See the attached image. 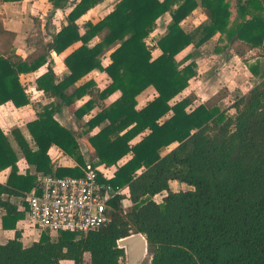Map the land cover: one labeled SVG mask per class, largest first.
Instances as JSON below:
<instances>
[{
  "label": "trees",
  "instance_id": "trees-1",
  "mask_svg": "<svg viewBox=\"0 0 264 264\" xmlns=\"http://www.w3.org/2000/svg\"><path fill=\"white\" fill-rule=\"evenodd\" d=\"M48 1L54 9L71 7L68 24L31 60L0 54V104L28 105L20 75L46 64L50 51L62 54L80 45L66 56L69 74L60 82L52 70L37 80L39 89L55 99L28 123L37 149L15 129L17 151L0 126V172L11 169L7 182H0L3 227L16 229L27 216V203L19 209L10 199L37 193L40 176H83L87 162L79 138L93 150L94 168H116L110 178L99 172V181L116 189L128 187L129 197L110 199L109 220L85 235L44 231L39 241L24 246L16 230L14 238L0 245V264H83L85 254L90 264H120L126 253L118 247L119 240L137 233L147 238L149 264H264V68L260 63L248 66L260 82L229 108L201 104L189 111L193 95L171 103L198 75V48L217 34L216 52L235 45L264 47V0H201L209 22L191 32L182 22L199 6L196 0H119L103 19L88 21L83 28L77 21L105 0ZM166 13L172 19L157 41L162 53L153 59L147 38ZM96 36L100 41L90 47ZM190 46L194 51L178 59ZM108 53L111 63L104 66ZM94 69L111 78L97 97L104 100L116 91L121 96L76 133L55 115L86 93L93 94L92 81L70 88ZM150 87L157 96L138 110V96ZM95 101L74 110L77 119L90 114ZM105 121L106 126L86 137ZM174 143L176 147L161 153ZM54 145L77 166L54 169L49 156ZM20 156L39 174H19ZM173 181L190 189L174 191ZM164 193L162 202L154 199ZM127 197L132 206L124 212Z\"/></svg>",
  "mask_w": 264,
  "mask_h": 264
},
{
  "label": "crops",
  "instance_id": "crops-1",
  "mask_svg": "<svg viewBox=\"0 0 264 264\" xmlns=\"http://www.w3.org/2000/svg\"><path fill=\"white\" fill-rule=\"evenodd\" d=\"M118 1L119 0H105L104 2L90 9L85 15H83L77 21V23L81 28H83L84 24L88 21L94 23L100 21L114 9V6ZM196 1L198 2L199 6L197 7V9H195V11L191 15H189L182 22V26L184 30L187 32H191L195 30V28H197L198 26L209 22V17L207 16V13L202 9L201 0H196ZM70 11H71V7H68L65 10L54 9L52 4L48 0H21V1H12V2L0 0V19L3 25L2 27H0V54L4 56L16 54L17 56L21 57L24 60L33 59L38 53L43 52L44 46L42 47V44L46 45L47 41L48 43L51 42L53 36L56 35L62 27L68 24L67 16ZM49 15L51 16V18H53V23L55 25L61 22L62 26L59 29H57L55 32L52 31L53 34L52 36L49 37V39L43 37L44 41H42L41 38H37V36H39L41 32L44 36H46L48 26L50 25L49 22L48 23L46 22L47 16ZM59 18L60 19L63 18L62 21L60 20L58 21ZM171 19L172 17L170 13H166L161 18H159L156 23V26L154 27L153 31L150 33V35L147 38V43L150 46H153V50H152L153 59L157 58L162 53L159 47L157 46V41L161 36H163L166 33L168 25L171 22ZM82 33H84V29H82ZM219 36L220 35L217 34L206 44L198 48V51L200 52V55L196 58V62L198 66L197 67L198 75L190 81L189 87L180 96H178L176 99L171 101V103H174L175 101L181 99L182 97H185L186 95L194 94L193 95L195 98L194 102L188 108V110L190 111L201 104H206L207 101H209L213 96L219 93V90L220 88H222V86L228 87L227 89L230 93H233L234 91L239 89V84H238L239 73L234 70L233 71L230 70L228 74L221 75L222 79L228 81L226 84L223 83L221 85L212 86V81H209L210 77L204 79V77L207 76V70L205 69L206 63L204 62L202 63L203 61L202 48L205 47L209 49V47L212 46L213 48L210 51L213 53L215 57H221L223 59V63L227 65L226 67H229L232 65V63L236 62L235 58L238 57V55H236L233 52V47L228 48L221 52L215 51L216 43L218 41ZM99 41H100L99 36L94 37L89 43L90 47L94 46ZM79 45L80 43L74 44L72 47H70L67 51L63 52L62 54H58L55 51H50L47 56L46 64L38 68L36 71L30 73H24L20 75L21 83L24 86L25 93L30 100V103L28 105L18 108L11 101L5 104H0V126L5 132V134L10 136L13 143V147L17 151L19 150V148L12 135L13 130L19 129L25 140L29 143L30 147L33 150H36L37 147L28 129V123L37 119V113L41 111L43 107L52 105L55 102V99L53 97H50L43 90L39 89L37 80L45 73H47L49 70H52L56 75L57 78L56 82H60L65 76L69 74V69L65 64L66 56L69 55L74 49L79 47ZM255 49H260V48H255ZM193 51H194L193 46L188 47L185 51H183L178 55V59L185 57L188 53H191ZM109 55L110 53L106 54L105 57L103 58L104 66H107L111 63V59ZM254 63L255 62L251 63V61L248 60L245 62L241 61L240 64L243 66V69L249 70L248 66ZM236 68H238V66ZM89 81H92L94 84L91 89L93 94L86 93L82 98L78 99L75 102L73 107H63L61 111L57 112L55 115V119L62 126L68 127L71 130H73L68 125V122H70L68 113L69 110H71L72 116L76 121V125H78V129L73 130L76 133H81L85 129L84 123H86L88 119H90L97 113L101 112L104 107L111 105L121 96V92L116 91L115 93H113L111 96H109L104 100L97 97L96 94L98 92H102L111 83V78L105 72H102L99 69H94L93 71H91L83 79H81L74 86H72V88H70V91H72L74 87H79ZM206 88L209 89L214 88L215 90L213 92L212 90L211 92H209L208 90H206ZM156 96H157V92L153 87H150L147 90H145L137 98L138 99L137 109L138 110L142 109L144 106L147 105L148 102L153 100ZM92 98L96 100L94 109L91 111L90 114L86 115L82 120L77 119V117L74 114V110L82 107ZM107 124L108 121H105L100 126L96 127L90 134H86V137L96 134L99 130H101V128H103ZM147 133L148 131L137 137L134 140V143L140 141L142 137ZM78 140L81 150H82V144H85L88 148L90 155L93 158L91 162L96 163V159H94L93 150L89 148V146L85 141H83L80 138ZM176 146L177 143H174L170 147H166L163 149H168L167 152H169L171 149H173ZM49 156L52 160V163L54 164V169L60 167L73 168L77 166V162L73 158L69 157L68 155H65L63 151L55 145L52 146L51 149L49 150ZM85 160L87 162V165H89L86 157ZM18 168H19V174L21 175H26L27 173H29L33 176H36L39 174L36 171L35 166L29 165L25 160V158H23L22 156H20L18 162ZM95 168L104 171L109 178L113 175L114 170L116 169L115 167L106 168L104 165L96 166ZM10 171L11 169H6L0 172L1 183L7 182L8 177L10 175ZM171 188H172V182H171ZM126 189L127 191H129L128 188H125V190ZM24 199H25V195L11 197L10 200L14 204H16L19 207V209H21L24 206V202H25ZM29 223H30L29 219L26 216L23 220L17 222L16 229H5L3 227V220L1 214L0 215V245L7 243L8 240L14 238L16 230L21 231L22 234L21 241L24 246H30L34 242L39 241L44 231L41 229V231L38 232L36 230H33V228H28Z\"/></svg>",
  "mask_w": 264,
  "mask_h": 264
},
{
  "label": "built area",
  "instance_id": "built-area-1",
  "mask_svg": "<svg viewBox=\"0 0 264 264\" xmlns=\"http://www.w3.org/2000/svg\"><path fill=\"white\" fill-rule=\"evenodd\" d=\"M99 172L109 178L104 171L90 165L81 177L40 176L38 192L24 199L29 222L57 235L61 232L85 235L103 226L109 220V200L117 195L128 196L129 191L125 192L128 187L116 189L102 184ZM120 264H127L126 258Z\"/></svg>",
  "mask_w": 264,
  "mask_h": 264
},
{
  "label": "rangeland",
  "instance_id": "rangeland-1",
  "mask_svg": "<svg viewBox=\"0 0 264 264\" xmlns=\"http://www.w3.org/2000/svg\"><path fill=\"white\" fill-rule=\"evenodd\" d=\"M63 18H59L58 21H62ZM46 22H49V26L47 29V34L46 36H44L41 32V34H39V36H37V38H41L42 41H44L43 37H46V39H49L50 36H52V31L55 32L57 29H59L62 24L61 22L57 25H55L53 23V18H51V16H47V20ZM187 26V25H185ZM41 42V41H40ZM48 43V41L46 42V44ZM209 44V43H208ZM45 47V45L42 44V47ZM43 47V48H44ZM212 46L208 48H202V63H206L205 69L207 70V76L204 77V79L209 78V81H212V86H217V85H221L223 83H227L228 81H226L225 79H222L221 75L222 74H228L230 72V70H234L237 71L239 73L238 76V84H239V89L234 91L233 93H230L228 91V87H224L222 86V88H220L219 93L215 96H213L209 101H207V105H214L217 104L219 105L222 109H226L229 108L231 106V104L240 96L244 95V94H248L249 90L252 89L255 85H257L260 82V79L256 76H252L250 70L248 69H243V66L240 64L241 61H248L250 60L251 63L255 62L256 63H260L261 68H264V48H260V49H249L247 46L245 45H235L233 46V52L238 55V57L235 58L236 62L232 63L231 66L226 67L227 65L225 63H223V59L221 57H215L213 55V53L210 51L212 50ZM248 59V60H246ZM240 62V63H239ZM201 64V61H200ZM238 66V68H236ZM223 72V73H222ZM206 90H208L209 92H212L215 90L214 88L209 89L206 88ZM194 95V94H193ZM197 96V95H195ZM205 98V97H203ZM230 114H234L235 111L234 109H231L229 111ZM70 122H68L69 127H71L73 130H77L78 129V125H76V121L74 120V117L72 116V111L69 110L68 113ZM85 144H82V150L84 152L85 157L87 158L88 164L90 165L92 162V156L90 155L88 148ZM168 149H163L161 151L162 154L166 153ZM87 165V166H89ZM91 167H93L92 165H90ZM94 168V167H93ZM86 169V168H85ZM190 189V187L187 184L184 183H180L178 181L176 182H172V190L174 191H181V190H187ZM129 196V193H127ZM166 193L161 194L159 196L154 197L155 200H157L158 202H162V196H164ZM126 196V195H125ZM132 206L131 201L129 200V198L127 197L123 202H122V208L124 210V212L128 211L130 209V207ZM26 222V220H25ZM28 228H33V230L36 231H41V228L37 227V226H33L32 224L29 223ZM54 234V233H51ZM57 236V234H55ZM54 235V237H55ZM150 263V255L147 252V254L145 255V257L143 258V260L141 261L140 264H149ZM66 264V263H64ZM70 264V263H67ZM83 264H90V257L89 254H85L84 256V263Z\"/></svg>",
  "mask_w": 264,
  "mask_h": 264
},
{
  "label": "water",
  "instance_id": "water-1",
  "mask_svg": "<svg viewBox=\"0 0 264 264\" xmlns=\"http://www.w3.org/2000/svg\"><path fill=\"white\" fill-rule=\"evenodd\" d=\"M118 247L125 249L127 264H140L148 252L147 238L141 233L119 240Z\"/></svg>",
  "mask_w": 264,
  "mask_h": 264
},
{
  "label": "bare ground",
  "instance_id": "bare-ground-1",
  "mask_svg": "<svg viewBox=\"0 0 264 264\" xmlns=\"http://www.w3.org/2000/svg\"><path fill=\"white\" fill-rule=\"evenodd\" d=\"M125 192H127V191L125 190Z\"/></svg>",
  "mask_w": 264,
  "mask_h": 264
}]
</instances>
